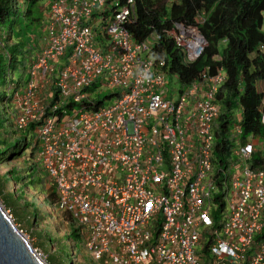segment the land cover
<instances>
[{"label": "built area", "instance_id": "built-area-1", "mask_svg": "<svg viewBox=\"0 0 264 264\" xmlns=\"http://www.w3.org/2000/svg\"><path fill=\"white\" fill-rule=\"evenodd\" d=\"M134 2L50 0L12 121L38 128L34 161L52 183V210L72 218L96 263L264 264V158L253 159L264 139L242 142L235 125L228 160L217 161L223 73L171 86L168 97L153 50L161 35L133 38ZM164 32L185 63L206 45L194 25ZM103 88L119 95L95 107Z\"/></svg>", "mask_w": 264, "mask_h": 264}, {"label": "trees", "instance_id": "trees-1", "mask_svg": "<svg viewBox=\"0 0 264 264\" xmlns=\"http://www.w3.org/2000/svg\"><path fill=\"white\" fill-rule=\"evenodd\" d=\"M118 2L124 3L125 0ZM43 3L44 0H0V80L4 77L8 81L5 93L0 97L2 114L5 104L12 102L13 93L27 79L23 82L20 77L14 81L12 75L24 70L27 57L30 58L28 68L31 67L36 47L32 34L27 41L26 31L34 28V33H43L44 16L39 10ZM134 15L129 24L133 38L139 40L151 32H158L161 41L154 47L155 58L163 56L170 73L175 74L180 83H193L202 79L203 74L211 76L220 70L224 72L226 79L215 96L219 113L214 120V155L220 164L226 163L230 153L232 126L239 125L242 140L248 135L264 138L261 122V112L264 111V0H135ZM173 22L196 26L206 39L207 45L193 62L185 63L182 53L174 48L173 41L165 34L164 29ZM54 96L58 98L57 91ZM116 96L118 93L113 92L97 98L95 107ZM238 108L241 110L240 120L235 115ZM9 121L7 119V123ZM34 126L31 124L27 130L32 132ZM26 144V137L20 139L5 152L4 157L0 156V161L14 159ZM35 148L36 143L30 156H33ZM258 161L261 163L262 158ZM46 197L53 202L51 192ZM3 202L7 204L5 200ZM37 212L32 213L35 219L31 225H37ZM69 225L70 235L81 239L72 219ZM32 246L36 248V245ZM46 261L59 264L53 256H47Z\"/></svg>", "mask_w": 264, "mask_h": 264}, {"label": "rangeland", "instance_id": "rangeland-1", "mask_svg": "<svg viewBox=\"0 0 264 264\" xmlns=\"http://www.w3.org/2000/svg\"><path fill=\"white\" fill-rule=\"evenodd\" d=\"M39 10L42 11L44 16L43 22L45 23L48 10L47 0L39 7ZM33 31L34 28H28L26 33L28 42L30 41L29 35L32 34L33 36V44L36 47L33 56H35L42 46L43 34H41L42 31L35 33ZM29 60L30 58L28 57L24 59V70L13 73L14 81H17L21 77L20 81L24 82V79L27 78ZM168 78L170 84L167 85L165 91L167 96L170 97L172 93L171 84H176V80L172 76ZM7 86L8 81L3 77L0 80V97L4 95ZM110 92L111 90L109 88H105L100 93H95L94 96L102 98ZM235 115L236 119H241V110L239 108L236 110ZM8 117V114L4 112L2 114L0 111V156L4 157L5 152L20 139L27 138L26 148L19 155L10 161H0V174H2L1 179L3 187L5 188L1 190V196L8 194L14 203L12 210L9 211V214L12 215L14 220L13 222L17 225L19 224V227L23 228V233H25L29 242L36 245V241L32 238V235L29 237V234L25 232V223H22V220L26 221V217L30 214L29 218L31 223H33L35 217H32V213H36V207H39L40 211L38 210L39 212H37V225L31 226H34V228L41 227L42 230L39 231V235L43 238L47 251L58 260L59 264H100L99 262L92 261L83 246L82 239L69 236L65 233V229L70 228V217L59 212L54 214L51 203L44 198L48 194V191H42L43 183L48 179L47 174L42 170L38 162H35L31 167V162H34V157L31 158L30 156L31 149L36 143L38 128L34 132H29L27 129L24 131H13L10 127V122L7 124ZM4 200H7L6 197H4ZM42 200L44 202L43 204ZM0 203L4 207L1 199ZM4 208L5 210L8 209L6 206ZM214 213H216L218 220L223 217L220 212ZM18 217L21 218V221H19ZM70 238H73V242L70 241ZM53 248L54 251H52ZM43 258L45 260L47 258L44 252Z\"/></svg>", "mask_w": 264, "mask_h": 264}, {"label": "water", "instance_id": "water-1", "mask_svg": "<svg viewBox=\"0 0 264 264\" xmlns=\"http://www.w3.org/2000/svg\"><path fill=\"white\" fill-rule=\"evenodd\" d=\"M0 264H48L0 203Z\"/></svg>", "mask_w": 264, "mask_h": 264}, {"label": "clouds", "instance_id": "clouds-1", "mask_svg": "<svg viewBox=\"0 0 264 264\" xmlns=\"http://www.w3.org/2000/svg\"><path fill=\"white\" fill-rule=\"evenodd\" d=\"M44 1H46V0H44ZM47 2H48V8H49L50 0H47ZM47 20H48V10H47V17H46L45 25H46ZM173 23H174V22H173ZM173 23H172V24H173ZM172 24H171V25H172ZM45 25H44V31H43V33H42V34H43V37H42L43 39H44V34H45ZM128 27H129V26H128ZM170 27H171V26H170ZM151 33H152V32H151ZM149 34H150V33H149ZM146 36H147V35H146ZM168 37H169V36H168ZM143 38H144V37H143ZM169 38H171V37H169ZM43 39H42V45L44 44V43H43ZM204 39H205V38H204ZM135 40H138V39H135ZM139 40H140V39H139ZM171 40H172V38H171ZM205 40H206V39H205ZM172 41H173V40H172ZM158 43H160V42H158ZM158 43H156V45H157ZM156 45H155V46H156ZM173 45H174V42H173ZM206 45H207V41H206ZM206 45H205V46H206ZM155 46H154V47H155ZM205 46H204V48H205ZM41 47H42V46H41ZM174 48H176V47L174 46ZM204 48H203V49H204ZM40 49H41V48H40ZM176 49H177V48H176ZM153 50H154V58H155V54H156V52H155V48H153ZM39 51H40V50H39ZM39 51H38V52H39ZM202 51H203V50H202ZM38 52L36 53V55L38 54ZM201 53H202V52H201ZM201 53H200V55H201ZM36 55L34 56V59H35ZM200 55H199V56H200ZM199 56H198V57H199ZM198 57H197V58H198ZM197 58H196V59H197ZM34 59H33V61H34ZM196 59H194V60H196ZM155 60H164L165 68H166L167 73H168V77H169V76H172V77L176 80V84H171V86H176V85H178V86H184V85L191 84V83H188V84L180 83L178 77H177L175 74L170 73V71H169V69H168V66H167V63L165 62V59H164L163 56H161L159 59H156V58H155ZM194 60H193V61H194ZM33 61H32V63H33ZM193 61H191V62H193ZM32 63H31V64H32ZM188 63H189V62H188ZM31 64H30V65H31ZM29 70H30V68H28V70H27V71H28V75H29ZM220 71L223 73V75H224V81H225V79H226L225 74H224V72H223L222 70H220ZM218 72H219V71H218ZM218 72H217V73H218ZM215 74H216V73H215ZM28 75H27V79H26V81L28 80ZM26 81H25V83L20 87V89H18V90H16V91L22 90V89L24 88L25 84H26ZM224 81H223V82H224ZM223 82H222V83H223ZM222 83H221V84H222ZM221 84H220V85H221ZM104 89H105V88H103L101 91H103ZM109 90H111L110 93H113V92L118 93V91H117L116 89H110V88H109ZM16 91H15V92H16ZM101 91H100V92H101ZM15 92H14V93H15ZM98 92H99V91H98ZM100 92H99V93H100ZM14 93H13V97H12V102H11L9 105H6V104H5V106L3 107V109H4L3 112L9 115L8 120H11V121H9V122H10V127H11V129H12L13 131H24V130L27 129L30 125H29L27 128H25V129L17 130V129L14 127V124H13V121H12V120H13V114L16 113V111H17L16 108H15V105H14ZM94 94H95V93H94ZM118 95H119V93H118ZM93 96H94V95H93ZM94 97H95V96H94ZM116 97H117V96H116ZM116 97H115V98H116ZM97 98H99V97H95V98H94L95 101L97 100ZM115 98H114V99H115ZM112 100H113V99H112ZM112 100H111V101H112ZM111 101L106 102L105 104H108V103H110ZM105 104H103V105H105ZM10 115H12V116H10ZM9 122H8V123H9ZM8 123H7V124H8ZM234 126H235V125H234ZM234 126H232V127L230 128V132H231V130H232V128H233ZM32 132H34V128H33ZM230 136H231V135H230ZM248 136H249V135H248ZM248 136H247V137H248ZM247 137H246L244 140H242V137H241L242 142L246 141V140H247ZM231 139H232V138H231ZM261 139H264V138H261ZM232 142H233V139H232ZM37 144H38V142H37V139H36V148H35V152H34L33 156H31V158H33V157L35 158L36 149H37ZM261 153H262V152H261ZM261 153L258 152L256 155L254 154L255 156L253 155V156H254L253 159H254L255 161H257L258 158H262V162H261V163H259V161H258L259 164H262V163H263V158H264V157H262ZM228 156H229V155H228ZM228 156H227V157H228ZM227 160H228V159L226 158V162H227ZM33 161H34V160H33ZM35 162H36V161L31 162V165H33ZM225 164H226V163H225ZM41 168H42V166H41ZM42 170H44V169L42 168ZM44 171H45V170H44ZM47 177H48V176H47ZM49 180H50V179H49ZM50 186H51V190H50L49 192H51V193L53 194V202H50V203H51V205H52V207H53V206H55V204H56V199H55V197H54V192H53V189H52V183H51V181H50ZM4 207H5V204H4ZM4 209H5V208H4ZM5 211H6L7 214L10 216V218L13 220L12 215L9 214L10 209L8 208V209H6ZM63 214H65V213H63ZM65 215H68V214H65ZM68 216H69V215H68ZM69 217H70V216H69ZM70 219H72V218L70 217ZM13 221H14V220H13ZM15 225H16L18 228H19V226H20L19 224H18V225L15 224ZM20 230L23 232L22 229H20ZM67 230L69 231L68 234H67V232H66ZM65 233H66L67 235L71 236V235H70V228H69V227L65 229ZM24 234H25V233H24ZM70 241L73 242V238H70ZM35 249H36V248H35ZM42 254H43V252H42ZM42 257H43V256H42Z\"/></svg>", "mask_w": 264, "mask_h": 264}, {"label": "crops", "instance_id": "crops-1", "mask_svg": "<svg viewBox=\"0 0 264 264\" xmlns=\"http://www.w3.org/2000/svg\"><path fill=\"white\" fill-rule=\"evenodd\" d=\"M1 176H2V174H0V199L2 200V201H4V197H6V205L5 206H7V207H9L10 209H12V206H13V201L10 199V196L8 195V194H5L4 196H1V193H2V189H5L4 187H3V183H2V179H1ZM48 178V177H47ZM51 190V186H50V180H49V178L48 179H46L45 181H44V183H43V188H42V191H48V194H49V191ZM47 194V195H48ZM46 195V196H47ZM44 197V198H46L47 199V197ZM4 203V202H3ZM44 202H43V200H42V204H43ZM5 204V203H4ZM36 209L37 210H39L40 211V209H39V207H36ZM38 211V212H39ZM28 213H30V212H28ZM30 215V214H29ZM27 216L26 217V221H24V220H22V223H24L25 222V232H27L29 235V237H31V235H32V238L36 241V248H39V249H41L43 252H44V254H45V256L47 257V256H52V254L50 253V252H48L47 251V247L44 245V242H43V238L39 235V231L40 230H42L41 229V227H35L34 228V226H31V221H30V216ZM19 218V221H21L20 219V217H18ZM23 229V228H22ZM40 243H42V244H40ZM52 251H54V248L52 249Z\"/></svg>", "mask_w": 264, "mask_h": 264}]
</instances>
